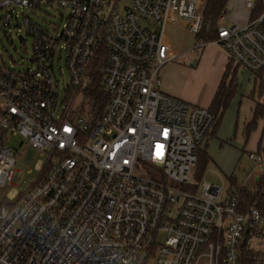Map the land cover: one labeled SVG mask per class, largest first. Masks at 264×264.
I'll list each match as a JSON object with an SVG mask.
<instances>
[{"label":"built area","instance_id":"1","mask_svg":"<svg viewBox=\"0 0 264 264\" xmlns=\"http://www.w3.org/2000/svg\"><path fill=\"white\" fill-rule=\"evenodd\" d=\"M247 4L252 10L255 0ZM206 5L0 0V31L18 27L33 38L25 62L9 64L0 49V264H240L241 248L253 241L246 231L264 229V215L239 213L236 192L196 184L197 153L216 117L161 90L162 69L182 56L166 28L185 21L200 35ZM50 9L63 22L52 32L39 24ZM214 43L264 79V12L245 26L219 27ZM65 55L69 99L58 115L55 66L58 59L62 76ZM99 58L107 101L96 116L87 89ZM17 135L26 155L33 149L47 161L10 202L7 189L21 178L10 145ZM249 159L264 167L261 156Z\"/></svg>","mask_w":264,"mask_h":264},{"label":"crops","instance_id":"2","mask_svg":"<svg viewBox=\"0 0 264 264\" xmlns=\"http://www.w3.org/2000/svg\"><path fill=\"white\" fill-rule=\"evenodd\" d=\"M228 12L229 15L224 17V21L227 20L230 25L242 27L251 19L247 0H229ZM206 45L202 47L205 51L201 59L190 65V68L182 62V65L171 63L162 69L161 90L164 94L194 107H211L231 60L219 45ZM207 48L213 50L206 52ZM193 49L180 53L181 60L194 51ZM237 80L238 94L226 111L215 138L209 136L202 146L203 150H207L216 169L227 180L228 187H222L226 193L236 192L228 178L236 179L237 187L252 189L264 172V167H257L249 159L251 154L258 155L259 144L264 141V116L250 137L246 139L245 136V128L252 121L256 107H264V79L238 68Z\"/></svg>","mask_w":264,"mask_h":264},{"label":"rangeland","instance_id":"3","mask_svg":"<svg viewBox=\"0 0 264 264\" xmlns=\"http://www.w3.org/2000/svg\"><path fill=\"white\" fill-rule=\"evenodd\" d=\"M208 4H209V0H207L206 7L208 6ZM122 8L123 7L120 5V10ZM44 11L46 12V14L45 13L40 14V17L43 21L42 20L39 21V24L43 28L52 32L53 25L58 26L63 24V22H59L55 18L56 13L54 10L50 9ZM30 14L32 15V13ZM228 15L229 12L227 13V17ZM15 25H17L16 21H15ZM229 26L231 25L226 20V21H221L219 27H229ZM165 35L167 40H169L170 47L177 53H183L185 51L195 48V46L198 43H203L198 40L195 34L189 31L187 22L185 21H181L176 25H169L165 30ZM0 49L3 50L5 54V60L9 64H11L12 62H15L17 64H19L20 62H25L31 56L33 50V38L29 36L24 29H19L18 27L13 28L12 30L7 29L6 32L0 31ZM204 49L201 48L190 52L187 56H185L184 59L175 62L174 65L175 64L182 65V62H185L187 65L186 67L190 68V65L196 64L197 61L201 59L202 53L205 51ZM211 50H213V48L211 49L207 48L206 52ZM60 66L62 67L64 72L62 76L60 75V68L57 59L55 72L58 76L61 85L58 115L61 114L62 107L66 104L65 102L69 99V97H67L66 90L64 88V85L70 83V74L67 68L66 55L63 57ZM79 105H80V100L78 99V103H76L75 106H73L74 109ZM10 145L13 147L15 155L18 157L15 168L17 171H20L21 173L19 185L9 186V188L7 189V200L13 202L22 193L26 192L37 181V179L39 178L40 174L42 173V171L46 166L47 157L42 156L40 152H36L33 149L28 151L26 155L27 150L25 149V139L21 135L11 136ZM212 148L213 146L211 147L210 151H212ZM202 182L223 187L225 189L226 187H228L227 180L216 169L213 160H211L208 167H206V170L202 177ZM261 233L263 234V237L255 238L251 242V246L255 250L264 252V231H262ZM159 241L162 243V238H160Z\"/></svg>","mask_w":264,"mask_h":264},{"label":"trees","instance_id":"4","mask_svg":"<svg viewBox=\"0 0 264 264\" xmlns=\"http://www.w3.org/2000/svg\"><path fill=\"white\" fill-rule=\"evenodd\" d=\"M228 1L229 0H209L205 12V18L203 23L202 32L197 36L200 42L204 44L214 43L218 40V29L221 19L228 13ZM264 0H256L254 7L251 10L250 21L256 19L264 12L263 6ZM99 58L95 64V72L92 77V84L87 89L89 98L93 101L96 108V116L101 115L107 101V96L100 89L101 80V61ZM239 66L231 61L226 69L224 78L218 88L213 103L209 110L215 115L216 121L212 132V138H215L216 132L219 129L222 119L229 109L232 101L238 94V74ZM264 116V107L258 105L253 115L252 121L245 128L246 139L256 130L258 122ZM258 155L264 159V141L259 144ZM211 162L207 150L199 148L197 153V163L192 172V179L196 184L202 182L203 174ZM228 181L232 183L238 194V212L241 214H248L252 209H258L262 215H264V172L260 176L254 188H241L236 186V179L228 178ZM260 231V233H259ZM262 230H247L245 236L248 239L254 240L255 238H262ZM240 264H264V252L255 250L251 244H245L241 248Z\"/></svg>","mask_w":264,"mask_h":264}]
</instances>
